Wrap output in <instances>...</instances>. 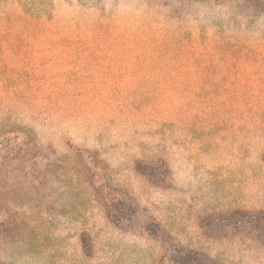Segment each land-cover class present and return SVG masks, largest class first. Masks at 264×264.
Masks as SVG:
<instances>
[{
    "label": "rangeland",
    "instance_id": "1",
    "mask_svg": "<svg viewBox=\"0 0 264 264\" xmlns=\"http://www.w3.org/2000/svg\"><path fill=\"white\" fill-rule=\"evenodd\" d=\"M8 124L0 264H264L263 2L0 0Z\"/></svg>",
    "mask_w": 264,
    "mask_h": 264
},
{
    "label": "trees",
    "instance_id": "2",
    "mask_svg": "<svg viewBox=\"0 0 264 264\" xmlns=\"http://www.w3.org/2000/svg\"><path fill=\"white\" fill-rule=\"evenodd\" d=\"M260 2L264 3V0H259ZM30 139V140H29ZM80 151H83L84 148L79 147ZM33 150H40L38 145L34 143V141L30 138V135L28 132L22 131L19 127H16V125L8 124L0 127V154L5 159L3 164L7 165H19L20 162L29 161L30 159L26 156L28 153H30ZM84 152V151H83ZM87 157L90 156L91 151H87ZM39 155H41V152H39ZM1 165V163H0ZM29 176V174H27ZM1 178V177H0ZM11 177L8 176L7 179H10ZM8 181V180H7ZM123 199H120L119 202H122ZM116 200L115 199H109L108 196H106L103 199L104 208L106 209V216L111 221L113 225L116 227H124L125 222L131 221L130 217L125 216V212H122L123 215L118 214L120 212V207H116ZM115 203V207H112ZM118 204V203H117ZM122 208V207H121ZM125 209V207H123ZM110 210H114V213H110ZM195 256L192 259H196L197 262L202 263L203 261H208V256L206 253H202V251L199 252H193ZM197 256V257H196ZM195 262L194 264H199Z\"/></svg>",
    "mask_w": 264,
    "mask_h": 264
}]
</instances>
